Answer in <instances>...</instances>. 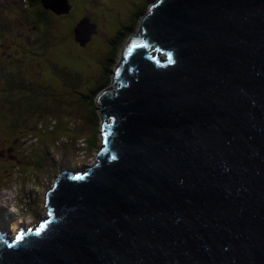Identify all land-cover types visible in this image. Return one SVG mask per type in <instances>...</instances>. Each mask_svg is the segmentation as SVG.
Here are the masks:
<instances>
[{
    "label": "water",
    "instance_id": "water-1",
    "mask_svg": "<svg viewBox=\"0 0 264 264\" xmlns=\"http://www.w3.org/2000/svg\"><path fill=\"white\" fill-rule=\"evenodd\" d=\"M96 105V162L0 264H264V0H157Z\"/></svg>",
    "mask_w": 264,
    "mask_h": 264
},
{
    "label": "rangeland",
    "instance_id": "rangeland-1",
    "mask_svg": "<svg viewBox=\"0 0 264 264\" xmlns=\"http://www.w3.org/2000/svg\"><path fill=\"white\" fill-rule=\"evenodd\" d=\"M156 1L66 0L68 13L56 15L48 11L46 24L42 22L47 28L44 32L48 31L46 48L39 49L42 56H32L34 48L23 47V44L42 35V29H36L28 17L31 8L21 0H0V21L9 20L7 27H10L0 30V58L10 57L0 73L17 70L12 85L22 86L18 92L26 95L11 96L0 82V101L12 109L11 100L23 97L37 110L34 115L16 113L17 118L23 119L21 129L27 132L21 140L20 161L11 169V176L0 182V225L12 222V228L2 229L0 234L13 238L21 229L26 232L38 226L48 216L47 194L58 175L66 169L83 171L96 162L104 124L100 118V129L94 125L92 106L88 100L84 102L89 107L82 102V95L101 84L107 76L112 77L126 45L139 31V25L135 27L137 15ZM83 19L95 28L84 47L74 39V28ZM118 31L123 35L116 39ZM113 48L116 52L111 56ZM109 58L112 63L106 64ZM23 79L24 85L21 84ZM111 82L97 97L111 87ZM35 93L38 94L34 96ZM66 158L71 168L65 166ZM4 170L0 169L1 179Z\"/></svg>",
    "mask_w": 264,
    "mask_h": 264
},
{
    "label": "trees",
    "instance_id": "trees-1",
    "mask_svg": "<svg viewBox=\"0 0 264 264\" xmlns=\"http://www.w3.org/2000/svg\"><path fill=\"white\" fill-rule=\"evenodd\" d=\"M21 2H23L25 4L26 7L28 8H31V15H29L28 13V17L30 18V20H32L33 24L36 25V29H42V35H37V38L31 42V39L29 42L26 43V45L24 46L23 44V47H26V46H30L31 48H34L35 52L34 53H31L32 56H42V54L39 53V49L41 50H44L46 47H45V40H46V35H47V32L48 31H45L44 32V29L47 30V28L45 26H43L42 22L44 24H46V15H48V11L49 10H45L43 9V7L41 6V2L40 0H21ZM150 2V1H149ZM150 5V3H149ZM42 7V8H41ZM40 8V9H39ZM148 11V8L147 6H145L142 11L137 15L136 17V24H135V27L136 25H139L140 24V20L141 18L143 17V15ZM9 21V20H8ZM8 21H3L1 23L0 21V30L4 31V30H7L9 29L10 27H7L8 25ZM6 22V23H4ZM14 24V23H13ZM128 29V28H127ZM130 31V29H128ZM123 35V33L119 32L117 33V38H120L121 36ZM45 38V39H44ZM44 39V40H43ZM35 41L38 42L35 43ZM29 47V48H30ZM28 53L29 51L26 50ZM116 52L115 48L112 49V53H111V56H114V53ZM116 56V55H115ZM34 60H36L34 57H32ZM111 58V57H110ZM109 58V62H107L106 64H110L112 63V61L110 60ZM19 64V63H18ZM16 64V66L18 65ZM18 70H21L20 72H22V69L18 68ZM107 70V69H106ZM107 72V71H106ZM17 73V70L13 73H8L7 75L6 74H3V73H0L2 74L3 76H0V82L1 80H4V83L7 81L9 82V86L8 87H5L8 90V92L10 93V95L12 96H17V93L18 94H22L23 97H26V95H24L23 93L21 92H18L19 88H22L21 87H15L13 84V74H16ZM107 75H105L106 77ZM21 77V76H19ZM23 77H21L22 79ZM26 81H27V78H24ZM22 80L21 84L24 85L23 83L25 82V80ZM112 81V77L110 76H107L106 78H104L103 82L99 85H97L96 87H94L93 89H91L90 91L84 93L82 95V99H83V103L85 104L84 100H88V102L90 103V105L92 106V110H91V114L93 116V118H95V123L94 125L97 126L99 128V119H100V115H99V112H98V109H97V105H96V98H97V94L103 89L105 88L110 82ZM33 82V81H32ZM30 83V82H28ZM27 84V83H26ZM41 86V84L37 87L39 89V87ZM29 87V85H28ZM27 87V88H28ZM38 94V93H37ZM36 93L34 94V96L37 95ZM10 96V97H11ZM23 97H19L17 98L15 101L11 100L12 101V104H13V107L12 109H14V113L16 114H19L20 112H22L23 114H26V115H34V112L37 111L35 109L36 106H33L30 104V102L27 100V98H23ZM29 97V96H28ZM32 101V100H31ZM27 102H29L26 106H24ZM87 105V104H85ZM88 106V105H87ZM33 107V108H32ZM89 107V106H88ZM16 109V111H15ZM41 119V118H40ZM20 120H23L22 118ZM101 122V121H100ZM100 129V128H99ZM64 164L66 167H69L71 168V162L69 159H65L64 161Z\"/></svg>",
    "mask_w": 264,
    "mask_h": 264
},
{
    "label": "flooded vegetation",
    "instance_id": "flooded-vegetation-1",
    "mask_svg": "<svg viewBox=\"0 0 264 264\" xmlns=\"http://www.w3.org/2000/svg\"><path fill=\"white\" fill-rule=\"evenodd\" d=\"M10 57L0 58V72L4 66L5 60H9ZM7 75V74H6ZM0 76H3L0 74ZM5 87L9 86V82L1 80ZM8 91L9 89L6 88ZM8 94H10L8 92ZM5 107V109L3 108ZM17 118L14 111L10 106L0 101V169L5 168L3 171V180H7L11 176V169L18 163L21 153V140L26 135V130L21 129L22 120ZM19 128L22 130L20 131ZM18 134V135H17ZM1 191V184H0ZM5 228H12V222L5 223L4 226L0 225V230Z\"/></svg>",
    "mask_w": 264,
    "mask_h": 264
},
{
    "label": "bare ground",
    "instance_id": "bare-ground-1",
    "mask_svg": "<svg viewBox=\"0 0 264 264\" xmlns=\"http://www.w3.org/2000/svg\"><path fill=\"white\" fill-rule=\"evenodd\" d=\"M51 6L62 7V4H61L60 2H54V0H52V2H51Z\"/></svg>",
    "mask_w": 264,
    "mask_h": 264
},
{
    "label": "snow or ice",
    "instance_id": "snow-or-ice-1",
    "mask_svg": "<svg viewBox=\"0 0 264 264\" xmlns=\"http://www.w3.org/2000/svg\"><path fill=\"white\" fill-rule=\"evenodd\" d=\"M18 239H19V237H18Z\"/></svg>",
    "mask_w": 264,
    "mask_h": 264
}]
</instances>
